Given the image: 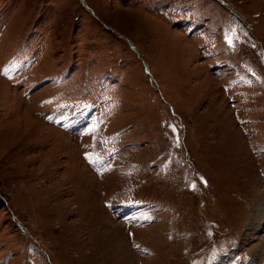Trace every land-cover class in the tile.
<instances>
[{
	"label": "rangeland",
	"instance_id": "1",
	"mask_svg": "<svg viewBox=\"0 0 264 264\" xmlns=\"http://www.w3.org/2000/svg\"><path fill=\"white\" fill-rule=\"evenodd\" d=\"M262 202L264 0H0V264H264Z\"/></svg>",
	"mask_w": 264,
	"mask_h": 264
},
{
	"label": "bare ground",
	"instance_id": "2",
	"mask_svg": "<svg viewBox=\"0 0 264 264\" xmlns=\"http://www.w3.org/2000/svg\"><path fill=\"white\" fill-rule=\"evenodd\" d=\"M264 226V202L260 203L259 207L254 211L251 219L250 231H259ZM260 232V231H259ZM262 235V234H261Z\"/></svg>",
	"mask_w": 264,
	"mask_h": 264
}]
</instances>
